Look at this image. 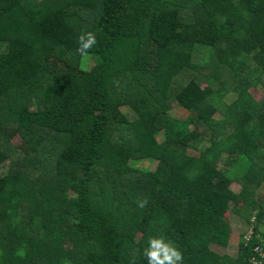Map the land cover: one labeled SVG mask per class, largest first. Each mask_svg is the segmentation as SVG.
<instances>
[{
    "label": "trees",
    "instance_id": "trees-1",
    "mask_svg": "<svg viewBox=\"0 0 264 264\" xmlns=\"http://www.w3.org/2000/svg\"><path fill=\"white\" fill-rule=\"evenodd\" d=\"M0 44V264H250L209 246L264 236V0H0Z\"/></svg>",
    "mask_w": 264,
    "mask_h": 264
},
{
    "label": "rangeland",
    "instance_id": "rangeland-1",
    "mask_svg": "<svg viewBox=\"0 0 264 264\" xmlns=\"http://www.w3.org/2000/svg\"><path fill=\"white\" fill-rule=\"evenodd\" d=\"M7 50V47L5 44H0V52H4ZM88 66L91 65V61L88 62ZM204 84L202 83V86ZM249 94L251 95V97L254 100H259L261 99V97L264 95V87L261 86V83H258L255 86H252L248 89ZM234 94L232 93H228L223 97V101L224 103L228 104L230 103L233 99H234ZM172 109H171V117L175 118V119H182L185 117V113H183V111L177 109L176 107H174V105H171ZM122 112L124 113V116L127 117L129 120L134 119L135 115L131 110H128L127 108H123ZM157 140L161 141L162 140V136L161 133L157 134ZM14 144L17 146V148L19 150H21L22 152H25L27 150V145L24 144L19 137H15L13 140ZM155 162L154 163H150L148 164L147 162H135V165L140 168H146L147 169H153L155 167ZM9 166V162L5 163L4 165L0 166V174H4L6 173L7 169ZM230 188L234 191V192H239L240 191V185L239 183H235L234 181L231 183ZM256 198L259 200H263L264 202V186L258 188L256 190ZM234 205L232 203H230V207L228 212L225 214L226 219L229 221L230 223V227L232 230V234L229 240V243L227 246L223 247V246H219V245H215V244H210L209 248L211 250H213L214 252H216L217 254H227L231 257H236L238 255V243L241 239V237L243 236V234L245 233L246 230H249V228L246 226V222L243 219V217H241L240 215H238L236 212H234L233 209ZM240 207H243V202H241L238 206L237 209H240ZM262 212H264V207L262 208ZM251 220H253V217H251ZM260 231H264V222L262 223V225H260Z\"/></svg>",
    "mask_w": 264,
    "mask_h": 264
},
{
    "label": "clouds",
    "instance_id": "clouds-1",
    "mask_svg": "<svg viewBox=\"0 0 264 264\" xmlns=\"http://www.w3.org/2000/svg\"><path fill=\"white\" fill-rule=\"evenodd\" d=\"M85 36L87 40L84 39ZM78 44L79 47L76 51L82 57L87 56L89 50L96 44L95 34L92 32L82 33L78 37ZM145 204L146 201L138 202V206L141 208H143ZM18 254L23 255V252ZM143 254L148 260V264H178V262L183 259L182 253L171 243H166L163 237H149L148 247L144 249Z\"/></svg>",
    "mask_w": 264,
    "mask_h": 264
},
{
    "label": "built area",
    "instance_id": "built-area-1",
    "mask_svg": "<svg viewBox=\"0 0 264 264\" xmlns=\"http://www.w3.org/2000/svg\"><path fill=\"white\" fill-rule=\"evenodd\" d=\"M243 234L244 246L250 245V264H264V236L254 231L253 225Z\"/></svg>",
    "mask_w": 264,
    "mask_h": 264
}]
</instances>
